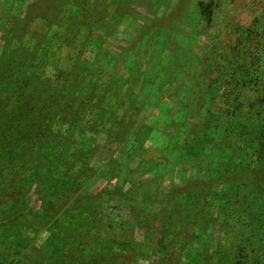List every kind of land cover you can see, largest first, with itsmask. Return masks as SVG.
Wrapping results in <instances>:
<instances>
[{
	"label": "trees",
	"instance_id": "obj_1",
	"mask_svg": "<svg viewBox=\"0 0 264 264\" xmlns=\"http://www.w3.org/2000/svg\"><path fill=\"white\" fill-rule=\"evenodd\" d=\"M10 1L0 264H264V0Z\"/></svg>",
	"mask_w": 264,
	"mask_h": 264
},
{
	"label": "rangeland",
	"instance_id": "obj_2",
	"mask_svg": "<svg viewBox=\"0 0 264 264\" xmlns=\"http://www.w3.org/2000/svg\"><path fill=\"white\" fill-rule=\"evenodd\" d=\"M16 1V0H15ZM176 0H173V2H175ZM16 2H13V0H11L9 2V4H6L5 9L3 10L4 13L7 12H13L15 14V12H18V5L15 4ZM140 10V9H139ZM151 19V16L149 14H147L144 11H139L137 12L135 15L133 14H129V13H125L123 15L122 21L120 23V27H119V32L124 35V36H133V34L139 29L140 25L144 22V21H148ZM38 24V22H32L29 25L30 30L34 28V30L36 29V25ZM203 40V38H202ZM261 204H258L255 209L257 211H260L261 209ZM116 213H125L126 210L122 207H113L112 208ZM248 211V210H247ZM247 211L244 213L243 216L239 217V221L237 220V216L230 214L228 215L227 218V222L225 225V228L223 230H216V232L214 233V237H215V241L217 242H222V244H231L232 242H237V240L239 239L238 235V231L241 230L242 233H244V237H245V242L247 245V252L251 251L252 246L254 247L256 245V243L258 242L257 239L254 238V236H251V233L253 232V230L251 229V227H249V225H247L248 222V213ZM226 219V218H225ZM221 220H224L223 218H220L216 224L223 222ZM258 224L256 223V226ZM224 230H225V239H224ZM233 236L236 237L233 238ZM227 240V241H226ZM257 241V242H256ZM250 254V253H249Z\"/></svg>",
	"mask_w": 264,
	"mask_h": 264
}]
</instances>
